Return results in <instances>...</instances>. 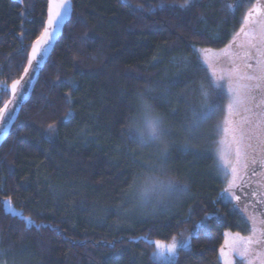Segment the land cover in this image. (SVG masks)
<instances>
[{"label":"trees","instance_id":"1","mask_svg":"<svg viewBox=\"0 0 264 264\" xmlns=\"http://www.w3.org/2000/svg\"><path fill=\"white\" fill-rule=\"evenodd\" d=\"M251 2L72 0L71 19L0 147L3 264H221L224 231L249 229L238 205L261 218L264 205L246 177L225 195L211 153L225 101L202 55L230 44ZM45 16L46 0H0V109ZM139 96L169 125L163 154L138 147L125 127ZM157 169L188 182L162 212L139 208L128 191L138 173ZM4 204L25 220L5 215ZM256 230L259 248L264 228Z\"/></svg>","mask_w":264,"mask_h":264},{"label":"rangeland","instance_id":"2","mask_svg":"<svg viewBox=\"0 0 264 264\" xmlns=\"http://www.w3.org/2000/svg\"><path fill=\"white\" fill-rule=\"evenodd\" d=\"M262 2L264 5V0H262ZM253 4V2H251V4L249 3V5L246 4L241 10L242 16L240 17V28L230 44L224 49L227 50L229 54L218 56L209 53L207 55H202V60L204 61L203 63L208 68V70H210V66L212 64L215 67L214 74L219 78L218 82L222 88L221 92L225 101L223 108V129L221 130V139L212 145L211 153L216 168L221 175L227 178L225 195L228 196L233 195L232 191L234 187L240 181L242 176L252 168L253 162L257 160H264V131L256 128V124L259 123L261 125V129H264V121L260 120L261 115L264 114V105L261 104V100H264V85H262L261 88L252 89L251 95L253 100L251 102L238 108H234L231 115L228 111V105L231 102L233 92L243 84L256 83V81H245L243 77L245 75L253 74V69L257 67V63H254L252 66H250L247 63L250 60L253 61V59L242 60V58H240V52H243V50L247 48L243 46V42L246 39H251L252 42L255 43L261 38V25H264V13L260 14V11H258L256 8L252 9L251 6H253ZM259 15L262 16L260 17ZM223 51L219 53H222ZM245 108L249 110L245 111ZM202 115H205V113ZM246 117L251 118L255 122L252 124V128L253 134L256 136V138L250 141L252 147L245 150L240 163L237 164L235 156L236 144L232 143L233 133L229 132L226 135L224 129L226 127L238 129V126L241 125V121H243ZM229 119L232 123L231 125H226L225 121ZM244 127L247 128V125H244ZM236 134L238 135V131ZM222 139H225L229 142L231 151L228 159L232 162V165L237 168L236 178L231 187L230 182L233 181L231 168L226 167L219 157V149L221 147L220 141ZM258 187H264V175L261 176V179L258 182ZM239 206H248L252 211L254 209L245 202L240 203L237 207L239 216L241 217L240 221L248 224L249 229H245L243 231H230L229 229H226L224 231V240L221 247L219 248L217 258L221 264H264V244L260 245L259 248L255 246V242L259 240L255 219L257 213L255 212L253 214H249L243 212V208H240ZM206 218L219 219L220 216L219 214H207ZM0 264L3 263L0 261Z\"/></svg>","mask_w":264,"mask_h":264},{"label":"clouds","instance_id":"3","mask_svg":"<svg viewBox=\"0 0 264 264\" xmlns=\"http://www.w3.org/2000/svg\"><path fill=\"white\" fill-rule=\"evenodd\" d=\"M141 149L157 148L161 154L167 149L166 132L169 127L164 114L150 100L139 96L133 113L125 123ZM188 182L181 183L179 174L170 175L162 170H146L138 173L129 186V195L142 209L153 212L166 210V204L178 189L186 190Z\"/></svg>","mask_w":264,"mask_h":264},{"label":"snow or ice","instance_id":"4","mask_svg":"<svg viewBox=\"0 0 264 264\" xmlns=\"http://www.w3.org/2000/svg\"><path fill=\"white\" fill-rule=\"evenodd\" d=\"M187 4V0H186ZM182 5V7L186 6ZM64 8V0H60V3L56 5V10L53 13V10L50 8V15L48 19V27L45 28L44 32L42 33L40 40L38 43H42L44 45L48 44L55 34V27H53L54 24L59 23V20L63 18V12L61 11ZM248 35V34H246ZM260 44L262 47L257 48V45L252 42L251 39H246L243 42V46L245 47H250V48H257V55L260 57V59L257 60V68L253 69V74L251 75H245L243 79L248 82L256 81V83H246L241 86L237 90H235L232 94V99L231 102L228 105V111L229 114L233 112L234 108H238L242 105H246L249 102L253 100V97L251 95L252 89L255 88H261L262 85H264V25H261V38H260ZM210 50H205V54L207 55ZM36 48L33 46V53L35 54ZM213 55H228V51L224 50L222 53H212ZM245 55L247 56L248 53L245 52ZM32 58H29V64H31ZM250 67V66H248ZM28 69H25V72H27ZM19 82H16L12 85L13 91L16 89V84ZM261 104L264 105V100H261ZM249 109L245 108V111H248ZM261 121H264V114L261 115L260 117ZM231 120H226L225 124L226 125H231ZM255 123L251 118H245L243 121H241V125L238 126V129H233L230 127H226L224 129L225 134L227 135L229 132L233 133V140L232 143L236 144L235 148V156H236V163L239 164L244 152L246 149H250L252 147L250 141L252 139H255L256 136L253 134V128L252 124ZM244 125H247V128L244 127ZM256 128L260 129L261 131H264V129H261V125L259 123L256 124ZM53 130L50 126V131ZM238 131V135L236 134ZM247 141V142H246ZM220 149H219V157L223 164L226 167L231 168V172L233 175V181L230 182V187L235 181L236 178V172L237 168L232 165V162L228 159V156L230 154V146L229 142L225 139H222L220 141ZM250 242V241H248ZM183 247V245H181ZM176 248V245L173 244L171 248L169 249L170 251L174 250Z\"/></svg>","mask_w":264,"mask_h":264},{"label":"water","instance_id":"5","mask_svg":"<svg viewBox=\"0 0 264 264\" xmlns=\"http://www.w3.org/2000/svg\"><path fill=\"white\" fill-rule=\"evenodd\" d=\"M60 3V0H46V16L45 21L43 24L42 32L40 33L39 37L35 39L32 44L30 45L26 65L20 77L14 80L8 87H7V94L8 98L7 101L0 109V147L3 142L8 138L14 124L16 123L19 114L23 108V106L28 101L31 91L34 87V84L43 71L48 59L50 58L55 45L59 41L62 36L63 29L66 24L70 21L72 12H73V5L72 0H64V8L61 10L63 12V18L59 20V23L54 24L55 27V34L52 36L50 42L46 45L42 43H38L42 33L44 32L45 28L48 27V19L50 15V8L54 11L56 10V5ZM33 46L36 48L35 54L33 53ZM32 58L31 64H29V58ZM28 69L25 72V69ZM16 82V89L13 91L12 85ZM4 214L9 215L13 218H18L19 220H25L16 212H13L9 209L7 204H4ZM139 241H143V238H138L132 240V242L137 243Z\"/></svg>","mask_w":264,"mask_h":264},{"label":"flooded vegetation","instance_id":"6","mask_svg":"<svg viewBox=\"0 0 264 264\" xmlns=\"http://www.w3.org/2000/svg\"><path fill=\"white\" fill-rule=\"evenodd\" d=\"M253 3H254V7H255L258 11H260V14H261V13H264V5H263L262 0H253ZM257 10H256V11H257ZM259 16L261 17L262 15H259ZM263 17H264V14H263ZM263 17H262V18H263ZM255 44L257 45V48L262 47V45L260 44V40L257 41V42H255ZM252 50H254V48H250V47H248L247 49H244V53H245V52H249V54H252V57H253V56H254V57L257 56V58L260 59V57H259L257 54H254V53L252 52ZM244 53H243V54H244ZM254 57H253V58H254ZM250 58H251V56L249 55L248 59H250ZM251 59H252V58H251ZM256 63H257V61H256ZM256 68H257V67H256ZM256 68H255V69H256ZM263 175H264V160H257V161H254V162H253V166H252V168H251L249 171H247V172L242 176V178L240 179V182H241L242 180H244L245 177L249 179V184L253 187V188L250 189V191H251L253 194H255V196H256V198H254V200H256L257 203L262 204V205H264V187H262V188L258 187V182L260 181L261 176H263ZM255 185H257V186H255ZM235 187H236V186H235ZM255 219H256V227H257L258 229H259V228H264V218H261L259 215L256 214ZM258 239H259V240H257V242H255V246H256V244L259 245L258 243L261 242V241H260V238H258ZM259 241H260V242H259ZM261 244H264V238H263V242H262Z\"/></svg>","mask_w":264,"mask_h":264}]
</instances>
